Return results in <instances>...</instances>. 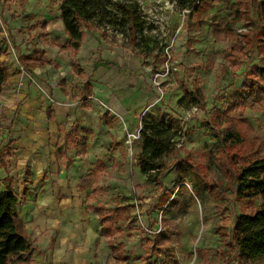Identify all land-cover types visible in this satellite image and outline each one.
I'll list each match as a JSON object with an SVG mask.
<instances>
[{
  "label": "rangeland",
  "instance_id": "374dc122",
  "mask_svg": "<svg viewBox=\"0 0 264 264\" xmlns=\"http://www.w3.org/2000/svg\"><path fill=\"white\" fill-rule=\"evenodd\" d=\"M138 2L146 22L141 48L127 47L123 34L90 32L79 54L84 75L77 78L59 49L66 40L59 1L0 0V23L8 32L0 46L18 86L10 89L12 101L0 98V152L9 155L0 185L12 181L18 197L17 212L33 244L24 257L30 264H163L162 256L148 255L153 238L167 231L178 264H264L246 263L230 246L237 217L260 202L236 197L237 164L229 173L218 166L220 145L210 127L215 111L230 106L243 85L248 59L237 65L227 57L250 18L257 19V3L203 0L189 20L179 0ZM238 11L241 20L227 34ZM41 21L48 24L46 43L32 29ZM26 49L43 52L58 67L27 73L18 62ZM253 62L260 63L258 53ZM195 84L204 106L189 98L180 105L183 87ZM50 105L53 121L45 114ZM149 115L175 119L179 131L172 153L160 162V184L142 174L138 160ZM243 118L246 143L264 156V101L246 108ZM76 135L87 139L86 147ZM169 191L174 200L167 207ZM94 207L110 215L113 236L103 234Z\"/></svg>",
  "mask_w": 264,
  "mask_h": 264
},
{
  "label": "trees",
  "instance_id": "16d2710c",
  "mask_svg": "<svg viewBox=\"0 0 264 264\" xmlns=\"http://www.w3.org/2000/svg\"><path fill=\"white\" fill-rule=\"evenodd\" d=\"M26 4L28 0H21ZM60 20L64 26L66 40L59 45V49L71 58V65L75 77H83L84 71L79 62V54L86 42L90 32L98 31L101 36L106 37L108 32H116L124 35L125 45L133 49L141 48V40L144 38L146 22L143 17L138 0H58ZM257 3L254 14L257 19L250 18L248 30L240 34L236 40V46L230 50L228 59L235 64H242L245 58L248 65L244 73V82L230 98L231 105L215 111L210 120L213 137L220 145V160L218 166L229 173L232 164H237L235 169L238 182L236 197L239 200L254 202L250 213L239 215L234 223L230 234V246L246 260V263H255L264 260V156L260 149L247 144L244 135L243 112L246 108L255 106L264 101V0H252ZM203 0H179V8L186 12L191 20L198 14ZM57 3H55L56 5ZM248 15L249 13L246 12ZM243 13L238 11L233 21L225 26L227 34L233 31V25L241 20ZM201 26L204 25L200 21ZM47 23L40 22L32 26L33 30L42 32L41 38L46 43L48 35ZM39 52V51H36ZM260 56V63H254L256 54ZM5 52L0 47V97L5 91L10 77V70L2 57ZM18 62L25 71H34L37 68L58 67V64L49 61L44 53L21 54ZM87 94H90L92 83L84 84ZM184 95L180 105L189 103L193 106H204L205 95L198 84L193 89L183 87ZM90 96V95H87ZM45 114L49 121L55 120V109L53 105L46 108ZM166 115L158 117L148 116L143 120L142 151L138 155L139 166L142 174L155 176V181L160 184L164 175L160 162L164 156H169L176 144L174 139L178 136L177 121ZM150 118L151 121H148ZM77 136V135H76ZM77 142L86 147L87 139L77 136ZM246 145V153L242 155ZM87 156L83 150L81 158ZM9 155L0 152V166L8 169ZM240 160V161H239ZM194 170L195 168L192 167ZM225 173V174H226ZM195 176L203 184H208L206 179H201L195 169ZM9 177L6 178L8 180ZM166 205L170 206L172 192H166ZM172 199V200H171ZM18 197L12 188V181H6L4 186L0 185V264H30L27 263L25 255L30 253L33 244L27 233L24 223L21 221L17 207ZM155 205L150 208L151 212ZM94 213L102 224V232L106 237L113 236L109 224L111 217L101 207H94ZM162 219V218H161ZM164 220V219H162ZM152 227V226H151ZM172 234V233H171ZM172 239L169 232L157 233L150 243V254L148 258L162 256L163 264H178L171 247ZM117 249V248H116Z\"/></svg>",
  "mask_w": 264,
  "mask_h": 264
},
{
  "label": "crops",
  "instance_id": "0c3cea01",
  "mask_svg": "<svg viewBox=\"0 0 264 264\" xmlns=\"http://www.w3.org/2000/svg\"><path fill=\"white\" fill-rule=\"evenodd\" d=\"M60 19V18H59ZM61 21V20H60ZM42 22V21H41ZM62 22V21H61ZM48 25V24H47ZM62 25H63V23H62ZM0 27H1V30H0V39H3L5 36H7L8 35V32H7V30L5 29V26H4V24L3 23H0ZM64 27V26H63ZM48 29V28H47ZM2 49H3V47L2 46H0ZM26 55L27 54H31V50H29V49H26ZM42 51H45V49H43ZM20 55L21 54H24V52H23V50L21 51V53H19ZM46 54V53H45ZM2 59L3 60H5L6 59V56L4 55L3 57H2ZM7 63V62H6ZM19 65H20V63H19ZM7 66L9 67V70H10V73H11V66L9 65V64H7ZM21 66V65H20ZM38 70H40L41 68H37ZM42 69H44V68H42ZM10 77H11V74H10ZM10 77H9V80H8V82H7V84H6V87H5V90L6 91H4L5 93L4 94H2V96L1 97H3V96H5V98H3V100H4V102L5 101H7L8 100V102H10V101H12L13 99H11V97H12V95L13 96H16V95H14V94H11V93H14V92H12V90H10L11 88H17L18 86L17 85H13L12 84V82H11V80H10ZM16 77H18V78H21V79H23L24 78V75H22V74H18ZM32 87V85H29L28 87H27V91H28V93L30 92V93H32L33 94V91H32V89H30ZM10 90V91H9ZM0 97V98H1ZM47 116V115H46ZM48 119V118H47ZM55 119H56V114H55Z\"/></svg>",
  "mask_w": 264,
  "mask_h": 264
},
{
  "label": "built area",
  "instance_id": "2783aa9c",
  "mask_svg": "<svg viewBox=\"0 0 264 264\" xmlns=\"http://www.w3.org/2000/svg\"><path fill=\"white\" fill-rule=\"evenodd\" d=\"M23 69V67H21Z\"/></svg>",
  "mask_w": 264,
  "mask_h": 264
}]
</instances>
